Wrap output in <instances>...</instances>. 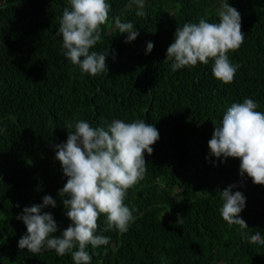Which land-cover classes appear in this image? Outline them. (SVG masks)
Returning a JSON list of instances; mask_svg holds the SVG:
<instances>
[{
	"label": "trees",
	"instance_id": "16d2710c",
	"mask_svg": "<svg viewBox=\"0 0 264 264\" xmlns=\"http://www.w3.org/2000/svg\"><path fill=\"white\" fill-rule=\"evenodd\" d=\"M0 264H264V0H0Z\"/></svg>",
	"mask_w": 264,
	"mask_h": 264
}]
</instances>
